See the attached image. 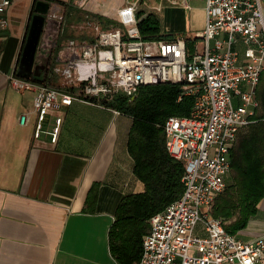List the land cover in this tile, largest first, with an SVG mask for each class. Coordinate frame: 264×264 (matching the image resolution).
Wrapping results in <instances>:
<instances>
[{
	"label": "built area",
	"instance_id": "2783aa9c",
	"mask_svg": "<svg viewBox=\"0 0 264 264\" xmlns=\"http://www.w3.org/2000/svg\"><path fill=\"white\" fill-rule=\"evenodd\" d=\"M88 1H46L36 54V64H45L41 82L7 76L11 89L33 94L31 110L19 115L18 125L26 127L33 118V140L44 136L55 144L63 120L50 112L73 102L104 107L101 101L116 96L131 100L145 85H179L177 101L193 99L190 115L168 117L161 128L166 152L183 168V190L150 218L136 264H264L263 237L241 241L210 215L230 173V150L259 108L254 90L264 69L262 0H204V25L190 37L197 41L190 55L187 37L142 38L139 0H125L113 21L88 13ZM11 5L0 0V40ZM161 10V4L152 8ZM238 40L251 54L246 63L237 61ZM197 225L203 236H194Z\"/></svg>",
	"mask_w": 264,
	"mask_h": 264
},
{
	"label": "crops",
	"instance_id": "0c3cea01",
	"mask_svg": "<svg viewBox=\"0 0 264 264\" xmlns=\"http://www.w3.org/2000/svg\"><path fill=\"white\" fill-rule=\"evenodd\" d=\"M32 3L12 0L0 40V264H116L107 243L116 207L144 190L127 150L132 119L73 102L50 112L63 120L55 144L44 136L33 140V118L26 127L18 125L19 115L31 110L33 94L11 89L7 76L14 72ZM160 13V30L162 21L172 35L191 37L203 28L204 0L165 1ZM234 48L238 63L250 60L240 40ZM232 103L239 106L238 97ZM92 188L89 212L85 202ZM234 236L264 238V199Z\"/></svg>",
	"mask_w": 264,
	"mask_h": 264
},
{
	"label": "trees",
	"instance_id": "16d2710c",
	"mask_svg": "<svg viewBox=\"0 0 264 264\" xmlns=\"http://www.w3.org/2000/svg\"><path fill=\"white\" fill-rule=\"evenodd\" d=\"M37 1L33 0L31 15ZM262 3L264 7V0ZM136 18L139 33L144 39L175 36L161 33L160 23L153 12L138 10ZM196 42L194 38L185 39L188 55ZM25 80L41 82L39 77L33 76ZM254 93L259 102L253 117L255 122L239 131L228 156L230 173L225 179V188L214 199L210 212L213 218L222 220L224 230L230 235L246 228L264 196V69ZM179 94V85L162 83L141 86L131 100L116 96L110 101H101L105 108L132 119L127 150L134 162L133 174L144 186L141 193L121 199L107 232L108 250L116 264H136L139 261L142 238L149 229L150 218L176 201L182 193L183 168L166 152L161 128L168 117H189L193 99L182 96L177 101ZM95 195L92 188L86 198V211L92 212Z\"/></svg>",
	"mask_w": 264,
	"mask_h": 264
},
{
	"label": "water",
	"instance_id": "95a60500",
	"mask_svg": "<svg viewBox=\"0 0 264 264\" xmlns=\"http://www.w3.org/2000/svg\"><path fill=\"white\" fill-rule=\"evenodd\" d=\"M48 4L44 1H37L33 7V15L30 16L25 37L21 44V50L14 69L15 76L20 79H27L30 76L39 77L45 64H36L37 47L42 33L43 15L46 13Z\"/></svg>",
	"mask_w": 264,
	"mask_h": 264
},
{
	"label": "rangeland",
	"instance_id": "374dc122",
	"mask_svg": "<svg viewBox=\"0 0 264 264\" xmlns=\"http://www.w3.org/2000/svg\"><path fill=\"white\" fill-rule=\"evenodd\" d=\"M57 2H66L67 0H53ZM78 2V0H74ZM179 2V0H139V10L152 13V8L158 4H164V2ZM125 0H89L85 6V10L93 15L100 17L101 19H107L109 21L115 20L117 10L124 4ZM173 7V6H167ZM154 15L160 19L161 13H154ZM182 21V18H181ZM168 27V26H167ZM161 30L164 34H173L171 31H166L162 25ZM228 178V177H227ZM194 236H203L200 225L194 230Z\"/></svg>",
	"mask_w": 264,
	"mask_h": 264
}]
</instances>
